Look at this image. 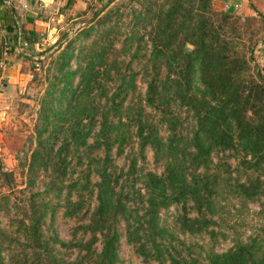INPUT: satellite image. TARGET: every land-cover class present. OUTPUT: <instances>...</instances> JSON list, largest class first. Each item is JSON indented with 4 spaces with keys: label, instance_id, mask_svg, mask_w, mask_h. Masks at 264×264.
<instances>
[{
    "label": "rangeland",
    "instance_id": "1",
    "mask_svg": "<svg viewBox=\"0 0 264 264\" xmlns=\"http://www.w3.org/2000/svg\"><path fill=\"white\" fill-rule=\"evenodd\" d=\"M183 1L187 4L185 16L190 20L194 16L192 7H196L198 0ZM209 1L214 19L219 13H226L230 18L227 25L218 27L219 31L235 39V50L240 59L246 61L247 73L264 85V15L253 0ZM12 2L16 6V24L14 30L13 27L10 30L0 27V51L4 42L14 37L17 25L21 26L32 47L30 56L16 53L9 56L15 64L11 80L2 78L0 81V241L4 240L1 249L3 264H37L38 260L40 264H68L86 256V262L90 263L91 257L102 248L100 234L89 251L84 247L92 238L85 227L98 204V171L106 162V152L101 144L103 137L99 135L102 112L111 127L106 133L111 145L110 161L107 162L110 165L106 168L117 178L116 196L130 210H139L140 214L147 206V175H161L168 159L163 147L170 132L162 109L178 117L177 131L183 141L189 140L197 127V117L171 97L163 95L158 107H151L145 101L151 77V36L158 19L172 1ZM226 2L237 3L239 8L226 10ZM28 24L36 31L27 30ZM178 29L175 26L176 35H179ZM188 29L186 33H189ZM186 46L192 47L190 44ZM35 56H43L39 66L35 65ZM60 63H65L63 70H59ZM165 74L166 69L162 67L160 76ZM4 82L8 85L4 86ZM119 85L124 86L127 96L116 110L112 100ZM90 108H94L95 113V118L91 119V134L85 145L77 146L71 138L72 131L77 124L88 123L89 118H84L82 112ZM139 125L159 139L163 145L161 151L156 153L151 144L141 148ZM53 127L59 130V134L49 141V145L57 149L60 143H70L66 176V183L70 186L59 194L45 192L49 169L46 170L38 158L34 160L32 153L38 134ZM244 158L241 149L214 150L205 169L189 168L199 179L211 180L212 194L205 216L188 201L186 217L190 222L197 219L199 223L189 222V226H184L181 203L160 209V231L157 229L153 234L145 231L141 239L145 255L139 250L140 243L127 237L126 216L118 215L115 222L120 235L117 264H169L170 256L184 264H208L212 254L240 244L252 246L258 255L264 254V171L245 168L241 162ZM132 160L136 161L134 172L130 171ZM255 180L261 182L258 193L253 197L245 196L240 185ZM39 192L41 195L36 200L49 206L42 232L54 248L57 263L38 258L24 239L21 221L24 212L30 210L31 194ZM53 236L69 245L53 242Z\"/></svg>",
    "mask_w": 264,
    "mask_h": 264
},
{
    "label": "trees",
    "instance_id": "2",
    "mask_svg": "<svg viewBox=\"0 0 264 264\" xmlns=\"http://www.w3.org/2000/svg\"><path fill=\"white\" fill-rule=\"evenodd\" d=\"M171 1L170 6L158 19L155 32L151 36L153 45L150 56L151 77L147 83L145 101L151 107H158L162 96H169L187 112L191 111L197 117V127L191 138L183 141V136L177 131L178 117L162 109L170 132L163 147L153 133L145 131L146 128L142 125L138 126L142 149L147 144H151L156 153L164 148L168 155L161 175L156 173L147 175L148 196L145 201L147 206L144 213L140 214L139 210H130L116 196L117 178H114V172H108L106 168L110 165L107 162L110 161L108 153L111 148L110 137L106 133L111 127L108 125L105 113L102 112L103 121L99 135L103 137L101 144L106 152V162L104 168L98 171L100 179L96 184L98 204L89 224L85 227L92 238L87 246L84 245L89 251L100 234L102 248L98 254L91 257L90 263L86 262V256L82 260L68 264H117L120 235L115 222L118 215L126 216L127 237L140 243L139 250L144 255L145 245L141 239L145 231L153 234L157 233V229L159 230L160 209L173 203H181L184 216L182 224L189 226L192 223H199L197 219L190 222L186 217V205L191 201L196 211L205 216L212 194L211 180L199 179L196 174L190 172L189 168L205 169L214 150L241 149L245 153V158L241 161L245 168L264 171V85L247 73L244 65L246 61H242L235 50V39L219 31L218 27L227 25L230 18L226 13H219L214 19L210 1L198 0L196 7L194 5L192 7L194 16L188 20L184 13L187 8L186 2ZM0 14L2 19L11 16L5 21L15 26L13 8L0 9ZM188 21L189 25H186ZM175 26L179 28V35L175 33ZM187 29L189 33H186ZM21 32L32 45L25 37L22 28ZM186 44L192 47L189 48ZM64 64L60 63L59 70H63ZM162 67L166 69L164 77L160 76ZM61 76L66 77L65 74ZM261 78L263 79L262 76ZM126 96V89L123 85H119L112 100L114 109L117 110L123 104ZM93 110L94 108L84 110L82 115L85 116L84 118H89L88 123L77 124L72 131L71 138L77 146L85 145L91 134V119L95 118ZM58 134L59 130L55 127L40 132L37 136L36 148L32 152L34 160L38 158L45 169H49L45 192L56 194L70 186L66 183L67 152L70 143H60L57 149L49 145V141L57 138ZM135 166L136 161L132 160L130 171L134 172ZM260 184L259 180L241 184V191L245 196L253 197L258 193ZM72 185L75 186V183ZM38 195L41 193L31 194L30 210L24 212L21 221L24 239L26 246L32 248L38 258H48L57 263L53 253L54 248L49 240L44 238L42 232L49 206L43 201L38 202L36 200ZM128 212L131 214L129 215ZM133 212L135 215L132 214ZM51 240L60 243L61 246L69 245L56 236ZM3 241H0V264H3L1 255ZM154 244L156 248L159 247L156 242ZM37 264H40L39 260ZM169 264L184 263L170 256ZM208 264H264V254L258 255L252 246L240 244L225 252L212 254Z\"/></svg>",
    "mask_w": 264,
    "mask_h": 264
},
{
    "label": "built area",
    "instance_id": "3",
    "mask_svg": "<svg viewBox=\"0 0 264 264\" xmlns=\"http://www.w3.org/2000/svg\"><path fill=\"white\" fill-rule=\"evenodd\" d=\"M224 8L226 10L232 9H238L239 5L237 3H228L226 2L224 4ZM14 37L11 41H5L2 47V51L0 54V67L4 68L6 66V60L7 58L12 54L16 53L18 55L24 56H30L29 50L32 47V45L24 38L20 25L16 26V30L14 31ZM55 42V39L52 41V43ZM43 58V56H35V65L39 66L40 60Z\"/></svg>",
    "mask_w": 264,
    "mask_h": 264
},
{
    "label": "crops",
    "instance_id": "4",
    "mask_svg": "<svg viewBox=\"0 0 264 264\" xmlns=\"http://www.w3.org/2000/svg\"><path fill=\"white\" fill-rule=\"evenodd\" d=\"M22 1V0H21ZM25 1V0H24ZM253 2L255 3V5L257 6V9H258V11L259 12H261L263 15H264V0H253ZM6 7H11V8H13V10L15 11L16 10V6L14 5V3L12 2V0H2L1 1V4H0V9H3V8H6ZM0 17H2L1 16V14H0ZM9 17H11V16H7L6 18H0V27H2V28H6V29H8L9 28V30L12 28V27H14V25H9L6 21H7V19L9 18ZM5 19H6V21H5ZM26 29L27 30H35L36 31V29H34L33 28V26L31 25V24H28L27 26H26ZM13 30H14V28H13ZM13 32V31H12ZM13 39V38H12ZM12 39H9V41H11ZM263 50H264V48H263ZM0 54H1V51H0ZM264 56V55H263ZM12 59V58H11ZM263 60H264V57H263ZM10 61L11 60H9V57L7 58V60H6V66L4 67V68H1L0 67V81H1V79L2 78H4V80H11L10 78V76H11V71L13 70L14 71V63L11 61V65H10ZM8 78V79H7ZM10 82V81H9ZM3 85L4 86H7L8 85V83L7 82H4L3 83Z\"/></svg>",
    "mask_w": 264,
    "mask_h": 264
}]
</instances>
